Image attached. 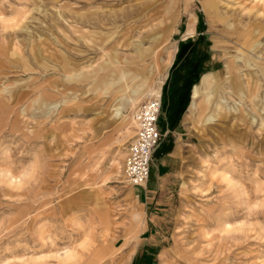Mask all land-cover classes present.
<instances>
[{
    "label": "rangeland",
    "instance_id": "rangeland-1",
    "mask_svg": "<svg viewBox=\"0 0 264 264\" xmlns=\"http://www.w3.org/2000/svg\"><path fill=\"white\" fill-rule=\"evenodd\" d=\"M205 41L149 207L126 175L133 113ZM89 235L77 264H264V0H0V264H66Z\"/></svg>",
    "mask_w": 264,
    "mask_h": 264
},
{
    "label": "crops",
    "instance_id": "crops-1",
    "mask_svg": "<svg viewBox=\"0 0 264 264\" xmlns=\"http://www.w3.org/2000/svg\"><path fill=\"white\" fill-rule=\"evenodd\" d=\"M207 46H208V42L205 41L202 47L199 46V48L197 49L198 54L196 56L191 57L195 53L194 52L192 53V55H187L185 59L182 58V60L178 63L175 70H173L172 72L171 70H169L167 74L166 81L168 82L164 88V97L162 95L163 103L160 112L161 116L158 122V128H159V124L163 120L162 118L163 114L166 115L167 127L161 130V132H167L169 130L171 131V134L168 136L169 138L167 139V142H172V139H170L171 136L174 138V136L178 134L179 135L183 134L182 128L187 123L188 118H187V112L186 113L182 112V107L184 106V103H186V101L188 100L187 98L189 97L188 93H185L184 90H186V86L192 77V70L190 69V66L192 64L191 62L197 64L196 62H194L195 60L201 61L204 57H206ZM194 90H196V88ZM166 98H167V104L164 112L163 109ZM193 102H194V96H193ZM163 146H164V150L158 153V151L160 150V148H158L159 150H157L154 153V156L157 158L155 161V157H153L148 183L146 185L134 186L133 188V193L135 196H137L138 200L139 201L145 200L147 206L149 207L154 206V201L157 199V194L159 193L160 189H164L163 186L165 180L166 179L171 180L173 175H177L179 171L178 158H179L180 149H178L176 145H173L172 148H169L170 147L169 145L167 147L166 145L163 144ZM154 164L156 166L155 167L156 172L154 175H152V169Z\"/></svg>",
    "mask_w": 264,
    "mask_h": 264
},
{
    "label": "built area",
    "instance_id": "built-area-1",
    "mask_svg": "<svg viewBox=\"0 0 264 264\" xmlns=\"http://www.w3.org/2000/svg\"><path fill=\"white\" fill-rule=\"evenodd\" d=\"M162 103L161 90L148 96L133 113L136 134L128 145L125 164L127 178L134 186L146 185L149 181L154 153L163 136L158 128Z\"/></svg>",
    "mask_w": 264,
    "mask_h": 264
},
{
    "label": "bare ground",
    "instance_id": "bare-ground-1",
    "mask_svg": "<svg viewBox=\"0 0 264 264\" xmlns=\"http://www.w3.org/2000/svg\"><path fill=\"white\" fill-rule=\"evenodd\" d=\"M167 28V27H166ZM164 31H166V29L164 30ZM168 33H169V31H168ZM167 33V31L166 32H164V34L163 33H160V35H158V37L160 38V39H164V37H166L165 35H167L168 34ZM170 62H171V57H170V59H169V62H168V64H170ZM227 73H229L230 71V73H232V69H231V67L228 65V66H226V67H223L222 68V74H225L226 72ZM217 76H216V74H211V73H208V74H205L204 76H203V82L201 83V84H199L197 87H196V90H195V92H194V94H193V96H194V102H193V104L195 105L196 103H197V101H198V99L200 98V96H199V94L202 92V90L203 89H206L207 90V87L208 86H211V78H216ZM217 80V79H216ZM246 81V80H245ZM250 82V81H249ZM238 83H240V81H236V84H238ZM235 84V85H236ZM230 88V87H229ZM249 88V87H248ZM140 91V88H138L137 89V91H135V95L137 94V92H139ZM227 91V90H226ZM229 91V90H228ZM161 92V87L158 89V90H154L151 94H159ZM248 93L250 94L251 93V89H248ZM247 93V94H248ZM239 94L240 95H242V96H244L243 98H246V93L243 91V90H240L239 91ZM132 98V97H131ZM133 100H134V98H132ZM228 97H221L220 98V101L218 102V103H216L217 104V106H220L221 107V105H223V104H227V102H228ZM242 101H243V99H241V101L236 105V107L237 108H239V110H242L240 107L243 105L242 104ZM215 104V105H216ZM221 104V105H220ZM243 107V106H242ZM118 109V108H117ZM218 109H219V107H218ZM236 110V109H235ZM243 111V110H242ZM244 112V111H243ZM246 112V111H245ZM247 115L249 116V118H250V120H252V116H251V114L250 113H247ZM213 118H215V116H214V114H212L211 116H209V118H207L206 120H212ZM254 119V118H253ZM224 175H223V177L227 180V181H229L230 183L232 182V177H231V175H229V172L228 173H223ZM10 180H11V177H10ZM11 182H13V183H18V184H21V182H22V176L21 177H19L18 179H12L11 180ZM84 189H90V187L89 186H87L86 188H84ZM82 190V189H81ZM76 222V221H75ZM109 231H110V228H108V229H106V233L103 235V237H105V236H107L108 234H109ZM41 232V231H40ZM92 239L90 238V235L89 236H87L85 239H84V241H82L78 246H72V247H69L68 249H66L63 253H60V254H58V255H56V257H57V259L59 260V262H61V263H66V264H77L78 263V261L81 259V249H89V248H91L90 246L92 245ZM68 247V246H67ZM66 247V248H67ZM59 251V250H58ZM86 251V250H85ZM107 254H108V252H107V249L105 250V249H103V247L102 248H100V250L97 252V253H95L94 255H96V258H98L99 259V261H103V260H105V258H106V256H107ZM33 259V258H32Z\"/></svg>",
    "mask_w": 264,
    "mask_h": 264
}]
</instances>
